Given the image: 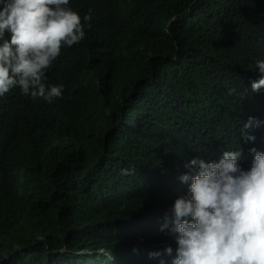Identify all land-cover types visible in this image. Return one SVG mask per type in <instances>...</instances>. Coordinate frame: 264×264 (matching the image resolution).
Instances as JSON below:
<instances>
[{
	"label": "trees",
	"instance_id": "1",
	"mask_svg": "<svg viewBox=\"0 0 264 264\" xmlns=\"http://www.w3.org/2000/svg\"><path fill=\"white\" fill-rule=\"evenodd\" d=\"M68 7L85 36L46 70L61 97H0V264H172L165 215L188 195L185 164L240 145L250 170L264 153V0Z\"/></svg>",
	"mask_w": 264,
	"mask_h": 264
},
{
	"label": "clouds",
	"instance_id": "2",
	"mask_svg": "<svg viewBox=\"0 0 264 264\" xmlns=\"http://www.w3.org/2000/svg\"><path fill=\"white\" fill-rule=\"evenodd\" d=\"M0 5V97L16 86L34 99L52 102L61 97L62 86L46 89L45 73L62 46L84 38L80 16L68 7L69 0H0ZM6 32L11 34L10 42ZM257 68L264 74V61H257ZM261 88L264 76L252 82L254 92ZM260 123L250 117L244 124L245 142L255 141L249 130ZM250 151L254 155L250 170L238 163L240 145L224 151L218 162L196 158L185 164L191 174L180 180L191 181L188 195L176 199L171 218L165 215L178 245L172 264H264V153ZM168 227L166 223L161 231ZM164 251L173 253L171 247Z\"/></svg>",
	"mask_w": 264,
	"mask_h": 264
},
{
	"label": "rangeland",
	"instance_id": "3",
	"mask_svg": "<svg viewBox=\"0 0 264 264\" xmlns=\"http://www.w3.org/2000/svg\"><path fill=\"white\" fill-rule=\"evenodd\" d=\"M102 253V252H101ZM109 257V256H108Z\"/></svg>",
	"mask_w": 264,
	"mask_h": 264
}]
</instances>
